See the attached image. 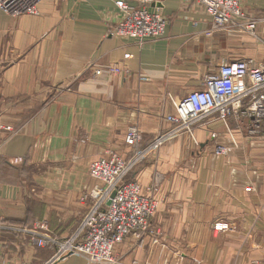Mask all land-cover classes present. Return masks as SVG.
Instances as JSON below:
<instances>
[{"label":"crops","instance_id":"crops-1","mask_svg":"<svg viewBox=\"0 0 264 264\" xmlns=\"http://www.w3.org/2000/svg\"><path fill=\"white\" fill-rule=\"evenodd\" d=\"M117 1L42 0L36 16L0 11V264L52 259L31 236L45 224L53 237L68 238L90 207L82 200L94 184L89 165L108 152L132 156L128 128L136 126L145 144L221 64H264V23L256 37L213 29L198 0H164L155 7L165 36L139 46L108 35L120 20ZM241 7L264 17V0ZM115 67L129 74H109ZM228 128L239 143L231 154L214 153L227 132L213 122L196 131L198 147L173 139L133 170L129 180L159 201L150 222L157 235L125 239L118 264L261 262L264 125L249 136L231 116ZM219 223L232 231L214 230ZM55 264L90 263L70 256Z\"/></svg>","mask_w":264,"mask_h":264},{"label":"built area","instance_id":"built-area-1","mask_svg":"<svg viewBox=\"0 0 264 264\" xmlns=\"http://www.w3.org/2000/svg\"><path fill=\"white\" fill-rule=\"evenodd\" d=\"M41 1L0 0V11L11 17L36 16ZM163 1H117L120 20L108 35L133 40L139 46L162 39L167 21L155 6ZM198 1L210 17L213 29L236 28L256 37L258 26L264 23V17H252L244 12L241 0ZM108 72L124 77L129 74L118 67ZM101 74L95 72L97 76ZM174 106V114L167 118L169 127L145 144L136 126L128 128L125 144L133 150L130 158L108 152L89 165L88 175L94 184L82 200L89 201L90 207L67 239L58 240L45 224L39 225V232L33 234L31 240L38 248L53 250L47 264L70 256L82 257L90 264H118L116 248L125 239L142 240L152 236L155 241L157 232L151 231L150 222L159 201L147 196L141 185L129 180V176L139 164L173 139L186 136L198 147L196 131L205 124L219 122L226 129L227 140L214 147V153L219 156L239 149L238 141L228 128L231 116L244 126L249 136H257L264 125V64L252 67L244 60L223 63L217 73L204 78L202 88L189 92ZM218 137V134L212 135L213 139ZM214 230L231 232L232 228L219 223L214 225ZM259 264H264V258Z\"/></svg>","mask_w":264,"mask_h":264},{"label":"water","instance_id":"water-1","mask_svg":"<svg viewBox=\"0 0 264 264\" xmlns=\"http://www.w3.org/2000/svg\"><path fill=\"white\" fill-rule=\"evenodd\" d=\"M114 197V194L112 195V197L111 198H113Z\"/></svg>","mask_w":264,"mask_h":264}]
</instances>
